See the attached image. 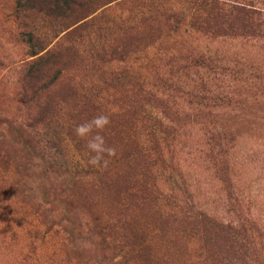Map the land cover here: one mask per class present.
Instances as JSON below:
<instances>
[{
	"label": "rangeland",
	"instance_id": "rangeland-1",
	"mask_svg": "<svg viewBox=\"0 0 264 264\" xmlns=\"http://www.w3.org/2000/svg\"><path fill=\"white\" fill-rule=\"evenodd\" d=\"M79 2L64 21L16 19V0H0V264H264V36L217 39L192 0ZM140 20L159 25V38L146 34L121 54ZM84 21L77 57L42 82L61 72L51 93L22 96L21 33L36 30L50 49ZM71 79L86 120L68 99L63 120L28 130L20 101L62 99ZM98 114L111 119L101 134L117 156L85 174L64 125ZM103 171L118 197L97 187ZM128 223H149L136 229L141 248L123 236Z\"/></svg>",
	"mask_w": 264,
	"mask_h": 264
},
{
	"label": "trees",
	"instance_id": "trees-1",
	"mask_svg": "<svg viewBox=\"0 0 264 264\" xmlns=\"http://www.w3.org/2000/svg\"><path fill=\"white\" fill-rule=\"evenodd\" d=\"M242 1L244 2L238 0H192L194 7H196L195 9L198 12H194L196 22L199 21V18H202L201 24H206V27H208V33L213 34L215 38L221 40L237 39L240 37H259L260 35L264 36V32L260 29V27L264 26L263 4L257 0H247V2L245 0ZM248 1L250 2L248 3ZM82 8L83 5L79 0H16L14 17L16 19L53 17V19H63L64 21H68L74 14L82 11ZM86 17L87 16L83 17L81 21ZM167 19L170 18L167 17ZM86 24L87 23L84 21L76 26L73 25L74 27L72 28L70 26L65 28L62 32V36L59 34L53 37V39H57V41L50 49H47L48 45H51L54 40H49L48 42V38L41 37L36 30L26 29L21 33V43L25 46L26 53L25 58L20 60V63L15 69L18 70V90L22 96L25 95V93H30L33 99H40L44 95L46 96L51 93V88L57 85L61 79V72L56 70L53 77L48 80L49 83L47 81V83L42 84V82L48 77L49 72H51L53 68H56L57 65L65 62L64 56L67 57L71 54L74 58L77 57L81 43L85 37L83 32ZM147 25L149 28L145 30V20H140L138 24H135L124 31L125 38H127L130 43L128 42L124 44L125 47H121V54L128 52L129 44L136 41L140 42L146 34L150 35L151 40H157L159 38L158 35L162 32L161 27L159 25ZM202 25L192 23L189 27H202ZM61 42H65L66 46L61 47ZM197 65L201 66L200 64ZM226 66V64H222V67H217V69L220 68L225 73L228 70ZM201 87L204 89V86ZM141 91V95L144 98V86ZM70 97H74L75 102ZM33 99L29 98L20 101V106H22L21 109H27L28 111L25 118V126L30 131H39L42 125L48 122L51 118L55 117L58 121H60V119L63 120L65 112L68 110L67 106H65L68 99L72 102L70 111L76 113V116L78 117H86L87 104L81 98L79 86L73 79H71L70 83L67 85L65 95L62 99L47 103L40 102V104H35ZM143 113H145L144 110L135 111V114L139 117H141ZM147 115L156 119V116L152 113H148ZM69 121L70 120H67L64 125L66 128V135L73 137L75 136L74 128L78 124H71L73 123L72 121L69 124ZM72 141H76L75 148L76 151H78V167L82 169V172L85 174L92 170L93 172L95 170L100 172L101 168L89 164L91 153L86 148L82 139L79 137L78 139L72 138ZM117 185L115 177H113L108 171H103L97 181V187L105 192L111 193L113 197L119 196L118 191L116 190ZM134 225L135 226L131 227V224L129 223L122 224L120 229L123 236L131 242L130 245L132 247L139 246L141 248L140 244L142 243L136 236V229L139 226H141V228L144 226L148 227L149 223H144L143 226L140 223H135ZM227 228H230V226H227ZM222 233L225 234L226 232L223 231ZM135 253L139 255L137 258L140 259V261H143V258L146 259L147 257V255L142 256L143 254L140 253V250H135ZM246 253L247 251H244V254Z\"/></svg>",
	"mask_w": 264,
	"mask_h": 264
},
{
	"label": "clouds",
	"instance_id": "clouds-1",
	"mask_svg": "<svg viewBox=\"0 0 264 264\" xmlns=\"http://www.w3.org/2000/svg\"><path fill=\"white\" fill-rule=\"evenodd\" d=\"M110 126V117L105 114H98L91 120L78 124L74 128L77 137L86 139V148L91 153L89 164L94 167L106 169L110 163L109 158L117 155V149L114 146H109L105 137L101 134Z\"/></svg>",
	"mask_w": 264,
	"mask_h": 264
}]
</instances>
